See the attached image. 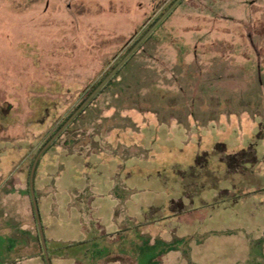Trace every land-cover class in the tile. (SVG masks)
I'll use <instances>...</instances> for the list:
<instances>
[{
  "label": "rangeland",
  "instance_id": "obj_1",
  "mask_svg": "<svg viewBox=\"0 0 264 264\" xmlns=\"http://www.w3.org/2000/svg\"><path fill=\"white\" fill-rule=\"evenodd\" d=\"M170 1L0 0V194L28 196L49 136ZM119 72L40 164L116 130L138 147L119 183L138 210L115 227L170 239L150 253L165 264H264V0H182Z\"/></svg>",
  "mask_w": 264,
  "mask_h": 264
},
{
  "label": "crops",
  "instance_id": "obj_2",
  "mask_svg": "<svg viewBox=\"0 0 264 264\" xmlns=\"http://www.w3.org/2000/svg\"><path fill=\"white\" fill-rule=\"evenodd\" d=\"M149 121L159 123L157 117ZM133 123L140 122L134 119ZM142 123L144 126L139 127L140 130L145 129L148 121L146 125ZM132 129L120 132L128 131L132 136ZM115 131L106 134L104 140L99 134L89 138L82 151L77 152L71 148L73 151L68 150L63 155V149L57 150L49 162L44 163L42 160L39 165L35 177V193L52 264H142L149 260L150 253L156 247L163 252L165 249L173 250L170 239H159L150 230L147 234L151 240H143L142 233L139 236L131 228L123 232L120 226L115 227L114 222L123 203L133 205L134 216L138 210L137 202L130 201L128 195L120 189L123 183L121 178L133 176L128 172L130 169H126L122 175V163L136 158L138 147ZM106 141L109 147H98L99 143L105 145ZM148 151L150 149L142 151V158L144 155L149 157ZM204 154L208 152L204 151L197 158ZM9 192L4 189L0 194V264H46L31 194L26 197L24 191L18 195ZM182 197L178 193L170 199L171 204ZM15 202L22 204L23 212L31 210L35 228L27 223L26 215L20 219L6 212L5 206ZM182 202L185 204V201ZM151 208L155 210V207ZM126 211V214L129 213ZM36 237L39 247L36 245ZM27 251H31L28 256L25 255ZM143 251L145 255L139 254ZM79 252L84 255V262ZM159 258L152 256L149 261L151 264H165V260L169 261L166 257Z\"/></svg>",
  "mask_w": 264,
  "mask_h": 264
},
{
  "label": "water",
  "instance_id": "obj_3",
  "mask_svg": "<svg viewBox=\"0 0 264 264\" xmlns=\"http://www.w3.org/2000/svg\"><path fill=\"white\" fill-rule=\"evenodd\" d=\"M182 0H176L165 13L156 21V23L145 33V35L136 43V45L124 56V58L116 65V67L101 81L95 90L87 97L73 115L65 122V124L53 135V137L43 146L35 157L29 177L30 194L33 203L34 213L37 220L38 231L42 248L45 255L46 264H52L48 254L46 238L44 235L43 225L40 217L38 202L35 193V175L37 166L45 151L55 142V140L66 130V128L74 121V119L82 112V110L96 97V95L106 86V84L117 74V72L125 65V63L133 56L135 52L143 45L149 36L159 27V25L173 12Z\"/></svg>",
  "mask_w": 264,
  "mask_h": 264
},
{
  "label": "trees",
  "instance_id": "obj_4",
  "mask_svg": "<svg viewBox=\"0 0 264 264\" xmlns=\"http://www.w3.org/2000/svg\"><path fill=\"white\" fill-rule=\"evenodd\" d=\"M176 0H171L169 3H168V5H166V7L164 8V10H162V12L148 25V27H147V29L140 35V36H138V38L133 42V44L127 49V51H126V53L124 54V56L136 45V43L145 35V33L156 23V21L165 13V11L175 2ZM181 3V2H180ZM175 10V9H174ZM173 10V11H174ZM169 17V16H168ZM167 17V18H168ZM164 22V21H163ZM163 22L159 25V27L163 24ZM158 27V28H159ZM157 28V29H158ZM124 56H122L121 57V59L112 67V69L105 75V77L116 67V65L124 58ZM128 62V61H127ZM126 62V63H127ZM126 63H125V65H126ZM124 65V66H125ZM123 66V67H124ZM122 67V68H123ZM121 70V69H120ZM119 70V71H120ZM117 72V74L106 84V86L96 95V96H98L99 94H101L103 91H104V89L107 87V86H109L110 84H112V82L119 76V73L120 72ZM104 77V78H105ZM103 78V79H104ZM102 79V80H103ZM101 80V81H102ZM101 81L92 89V91L88 94V96L95 90V88L101 83ZM87 96V97H88ZM87 99V98H86ZM85 99V100H86ZM84 100V101H85ZM92 102V101H91ZM90 102V103H91ZM80 106H78L74 111H72L59 125H58V127H56V129L54 130V132L49 136V138H48V140H47V142L53 137V135L65 124V122L73 115V113L79 108ZM86 109H83L82 110V112L77 116V118L85 111ZM76 118V119H77ZM75 119V120H76ZM74 120V121H75ZM220 147H223L222 145H219V148ZM35 159V158H34ZM34 159H33V161H34ZM229 159V158H228ZM33 161H32V164H33ZM39 165H40V162H39V164H38V166H37V170H38V168H39ZM37 170H36V174H37ZM35 177H36V175H35ZM29 194H30V187H29ZM37 198V197H36ZM37 202H38V198H37ZM34 209V208H33ZM35 214V213H34ZM43 257H44V259H45V255L43 254Z\"/></svg>",
  "mask_w": 264,
  "mask_h": 264
}]
</instances>
